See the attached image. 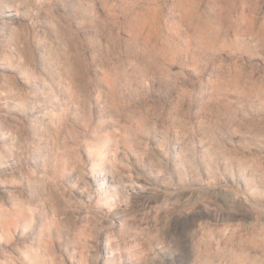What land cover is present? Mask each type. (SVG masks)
<instances>
[{
  "label": "rangeland",
  "instance_id": "rangeland-1",
  "mask_svg": "<svg viewBox=\"0 0 264 264\" xmlns=\"http://www.w3.org/2000/svg\"><path fill=\"white\" fill-rule=\"evenodd\" d=\"M0 264H264V0H0Z\"/></svg>",
  "mask_w": 264,
  "mask_h": 264
},
{
  "label": "bare ground",
  "instance_id": "bare-ground-1",
  "mask_svg": "<svg viewBox=\"0 0 264 264\" xmlns=\"http://www.w3.org/2000/svg\"><path fill=\"white\" fill-rule=\"evenodd\" d=\"M3 10L7 11V12H10V11H13L14 8L13 6L10 4V3H4L3 4ZM5 19V18H4ZM5 23H10L9 20H5L4 21ZM99 169L97 168V165L95 164L93 166V175L95 176V187L97 189V191H99L103 196L100 197L101 200H104L105 202L107 203H110L111 204V198L114 197L115 195V192L114 190L116 189V192H121L123 195L128 193L127 189L124 188H118L117 187V183L118 182H124L123 180H120L118 179V177L114 174V175H108V174H105L103 173L102 171H99L98 173L96 171H98ZM135 183V182H134ZM141 183V184H140ZM136 184V183H135ZM138 184L137 185V191H142L143 187H144V184L142 183V181L140 179H138ZM205 185V184H203ZM133 186V185H132ZM210 186V185H209ZM115 187V189H114ZM211 187V186H210ZM133 188V187H132ZM164 189V188H163ZM230 189V188H229ZM199 190V189H198ZM130 195V194H129ZM120 196V195H119ZM171 198V197H170ZM169 199V198H168ZM120 200V199H119ZM127 200V199H126ZM155 200V199H154ZM161 202V201H160ZM164 204V203H163ZM167 204V203H165ZM169 204V203H168ZM157 217V216H156ZM24 224H27L24 223ZM29 251V250H28ZM27 256H29L30 258H32V255L29 252H27Z\"/></svg>",
  "mask_w": 264,
  "mask_h": 264
}]
</instances>
